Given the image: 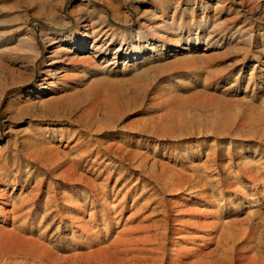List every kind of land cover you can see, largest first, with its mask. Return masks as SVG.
Segmentation results:
<instances>
[{"label": "rangeland", "instance_id": "1", "mask_svg": "<svg viewBox=\"0 0 264 264\" xmlns=\"http://www.w3.org/2000/svg\"><path fill=\"white\" fill-rule=\"evenodd\" d=\"M0 230V264H264V0H0Z\"/></svg>", "mask_w": 264, "mask_h": 264}, {"label": "bare ground", "instance_id": "2", "mask_svg": "<svg viewBox=\"0 0 264 264\" xmlns=\"http://www.w3.org/2000/svg\"><path fill=\"white\" fill-rule=\"evenodd\" d=\"M71 34H73V33H71ZM72 38H75L76 39V45H77V47L78 48H80V47H82V45H83V43H84V38H83V36L82 35H80V34H78L77 36H73ZM10 107V106H9ZM1 231V230H0ZM1 233V232H0ZM1 235V234H0ZM2 235H3V233H2ZM17 236V235H16ZM15 240V239H14ZM1 245V244H0ZM8 245V244H7ZM113 245V244H112ZM10 246V245H9ZM12 246V245H11ZM14 246V245H13ZM26 246V245H25ZM24 247V246H23ZM26 248H27V246H26ZM40 248V247H39ZM19 249V248H18ZM17 249V250H18ZM28 249V248H27ZM14 250V249H13ZM22 250H24V249H22ZM5 251V250H4ZM3 251V252H4ZM8 251V250H7ZM39 251V250H38ZM121 252H122V250H121ZM0 253H2V251L0 252ZM25 253V252H24ZM40 253V252H39ZM47 253V252H46ZM123 253V252H122ZM3 254V256L5 255V257H7L8 256V254L9 253H2ZM42 254H43V252H42ZM7 255V256H6ZM36 255V254H35Z\"/></svg>", "mask_w": 264, "mask_h": 264}]
</instances>
